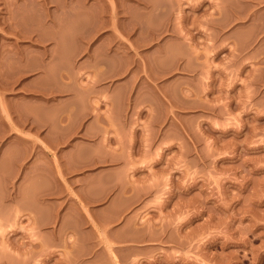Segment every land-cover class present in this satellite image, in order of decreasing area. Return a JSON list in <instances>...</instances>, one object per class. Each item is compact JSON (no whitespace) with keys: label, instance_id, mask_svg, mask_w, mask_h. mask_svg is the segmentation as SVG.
<instances>
[{"label":"rangeland","instance_id":"1","mask_svg":"<svg viewBox=\"0 0 264 264\" xmlns=\"http://www.w3.org/2000/svg\"><path fill=\"white\" fill-rule=\"evenodd\" d=\"M0 264H264V0H0Z\"/></svg>","mask_w":264,"mask_h":264},{"label":"bare ground","instance_id":"2","mask_svg":"<svg viewBox=\"0 0 264 264\" xmlns=\"http://www.w3.org/2000/svg\"><path fill=\"white\" fill-rule=\"evenodd\" d=\"M94 6V5H93ZM97 7V6H96ZM89 9V8H88ZM93 8H92V6L90 7V11L92 10ZM95 9V8H94ZM110 12L108 13L109 14V17H110V19L113 21V23H114V18H115V6H114V4L113 3H111V6H110ZM93 11V10H92ZM100 11V10H99ZM91 13V12H90ZM96 14V13H95ZM103 23V22H102ZM105 24H107V23H105ZM94 25V24H93ZM95 25H96V23H95ZM8 28V27H7ZM13 27H11V29H12ZM94 33V32H93ZM96 34V33H95ZM80 37V36H79ZM88 37V36H87ZM77 38V37H76ZM76 38H75V40H76ZM86 38V37H85ZM84 38V39H85ZM79 39V38H78ZM83 38H81V40H82ZM91 39V38H90ZM74 40V41H75ZM78 41V40H77ZM77 41L75 42V43H77ZM80 41V40H79ZM81 42V41H80ZM87 42H88V40H87ZM80 44V43H79Z\"/></svg>","mask_w":264,"mask_h":264}]
</instances>
